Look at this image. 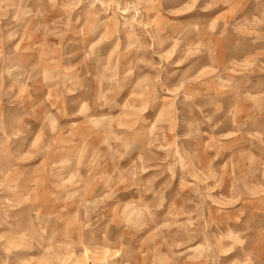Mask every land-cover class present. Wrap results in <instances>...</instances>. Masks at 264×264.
Wrapping results in <instances>:
<instances>
[{
	"label": "rangeland",
	"instance_id": "obj_1",
	"mask_svg": "<svg viewBox=\"0 0 264 264\" xmlns=\"http://www.w3.org/2000/svg\"><path fill=\"white\" fill-rule=\"evenodd\" d=\"M211 2L209 12L187 7L200 0L165 4L181 21H208L188 40L157 0H0V255L19 264H242L235 249L210 253L216 229L203 227L238 201L152 159L171 144L174 109L182 151L204 152L213 167L234 152L229 173L255 143L249 134L264 135V0ZM158 74L167 91H153ZM95 91L113 98L100 110L111 121L81 126L71 113ZM205 116L201 149L183 134ZM134 160L135 179L125 171ZM261 225L264 216L247 218L253 244Z\"/></svg>",
	"mask_w": 264,
	"mask_h": 264
},
{
	"label": "clouds",
	"instance_id": "obj_2",
	"mask_svg": "<svg viewBox=\"0 0 264 264\" xmlns=\"http://www.w3.org/2000/svg\"><path fill=\"white\" fill-rule=\"evenodd\" d=\"M168 0H157L156 7L165 12L166 15L170 16L172 27L175 29L173 34L181 33L184 38L191 40L202 33H204L208 27L207 22H201L199 20H188L181 21L176 19L180 16H175L171 13L170 8H166L165 4ZM177 4H181L182 0H174ZM196 11L199 9L201 12H209L213 8L211 0H200L199 6L195 3L188 5ZM191 11V12H194ZM190 13V12H189ZM261 20L259 23L264 24V11L260 13ZM213 25L215 21L212 22ZM239 33L238 30H234ZM222 36L225 33H221ZM188 37H191L190 39ZM163 59V58H162ZM163 69L159 72L163 73ZM100 77H96L99 80ZM115 80L113 76L109 81V85ZM228 82L225 81L226 85ZM153 91L155 88H159L161 91H167L168 85L165 81L160 79V75H156L152 81ZM82 86V85H77ZM69 89L68 92L71 94L76 91V87ZM105 93L95 91L93 95L85 98L79 105V107L71 113L72 117H80L81 126H88L94 122L100 125H107L111 121V116L104 115L100 112L101 109L109 107L113 104V98L105 99ZM154 96L149 93L146 97L145 103L139 109L140 112H144L148 108V101H153ZM192 95H185L183 97V103H192ZM86 105V107H85ZM121 107V106H120ZM64 117L69 116L67 112H61ZM212 116H205L203 119L194 120L187 122L185 127L186 131L183 134L185 140L194 139L197 145L202 149L205 147L202 144L205 133L201 130L206 125H211ZM179 112L173 110L172 119L169 122V126L166 127V131L171 133L169 140L171 144L163 151L162 157L154 154L152 159L160 164L163 171L168 173L178 172L182 175L186 170L195 172L199 178V182L203 187L205 193H211L212 187H216L217 192L227 193L238 201L237 207L232 211L231 214L219 215L215 219L212 218V213L209 214V220L203 225L206 229L215 227V232L210 234L211 239L215 241L211 245L210 253H217L223 255L224 252L233 251L239 252L243 256L242 264H264V225H261L257 230L256 243H252V237L246 229L247 218L252 214L264 216V135L259 137L257 142V135L250 133L252 142L245 149V155L242 158H238V163L233 172H227L224 167V161L231 159L235 153L226 151L223 155V159L220 157L215 160V167H213V160L205 156L204 152L194 155L186 151H182L180 146L181 136L179 134ZM239 127V126H238ZM13 135H18L17 132L13 131ZM130 139V138H129ZM129 139L122 144V148L127 151L131 146ZM167 144V141H162ZM179 144V148H177ZM203 157V158H201ZM136 163V160L132 162L130 167L126 168L125 171L135 179L136 172L132 167ZM198 165V166H197ZM211 181V185L208 183ZM199 195V192H197ZM210 204H215L216 201L207 196ZM199 207V206H198ZM147 211V209H145ZM221 244L230 245L231 247L219 248ZM0 264H19L18 260L6 259L3 255H0ZM218 264H224V262H218ZM227 264H233L232 261H228Z\"/></svg>",
	"mask_w": 264,
	"mask_h": 264
}]
</instances>
